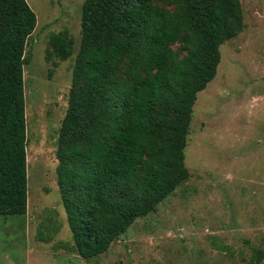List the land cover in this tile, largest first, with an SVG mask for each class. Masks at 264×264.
Listing matches in <instances>:
<instances>
[{
  "label": "trees",
  "instance_id": "obj_1",
  "mask_svg": "<svg viewBox=\"0 0 264 264\" xmlns=\"http://www.w3.org/2000/svg\"><path fill=\"white\" fill-rule=\"evenodd\" d=\"M35 27L25 0H0V216L26 210L22 67ZM238 0H82L80 40L54 157L55 183L82 259L105 253L189 177L183 149L196 94L219 46L242 30ZM72 40L52 34L46 59ZM253 249L244 264H259Z\"/></svg>",
  "mask_w": 264,
  "mask_h": 264
},
{
  "label": "rangeland",
  "instance_id": "obj_2",
  "mask_svg": "<svg viewBox=\"0 0 264 264\" xmlns=\"http://www.w3.org/2000/svg\"><path fill=\"white\" fill-rule=\"evenodd\" d=\"M238 1L242 30L219 46L215 76L192 106L188 179L105 253L82 259L72 250L54 157L82 0H25L35 16L22 67L26 210L0 216V264H244L264 250V0ZM62 32L70 56L46 59L50 35Z\"/></svg>",
  "mask_w": 264,
  "mask_h": 264
}]
</instances>
